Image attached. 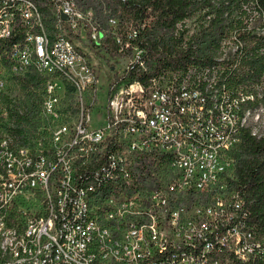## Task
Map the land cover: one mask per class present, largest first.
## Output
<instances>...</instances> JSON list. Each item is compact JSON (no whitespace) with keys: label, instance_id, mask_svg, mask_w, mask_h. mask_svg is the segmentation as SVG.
Listing matches in <instances>:
<instances>
[{"label":"built area","instance_id":"built-area-1","mask_svg":"<svg viewBox=\"0 0 264 264\" xmlns=\"http://www.w3.org/2000/svg\"><path fill=\"white\" fill-rule=\"evenodd\" d=\"M50 1L49 23L34 0L0 7V45L18 36L0 51V241L10 243L0 256L24 249L35 264H264V232L232 180L231 150L242 130L263 136L250 115L229 95L222 132L203 131V114H196V106L204 112L203 77L149 73L146 50L134 43L139 27L123 28L115 17L102 26L80 0ZM87 30L94 43L113 35L128 55L124 71L135 69L144 80L103 83L77 44ZM32 37L41 38L39 56L30 54ZM31 77L41 98L38 126L26 135L12 128L1 101L12 79ZM83 172L98 173L91 189H81ZM82 193L95 208L82 204ZM114 195H127L126 205L114 206ZM63 230L69 238H61Z\"/></svg>","mask_w":264,"mask_h":264},{"label":"trees","instance_id":"trees-1","mask_svg":"<svg viewBox=\"0 0 264 264\" xmlns=\"http://www.w3.org/2000/svg\"><path fill=\"white\" fill-rule=\"evenodd\" d=\"M34 1L49 23L54 2ZM3 3L0 0V7ZM80 5L85 11L92 10L102 26H108L109 18L115 17L123 28L139 27L134 43L146 50L149 73H209L212 90L224 88L226 93L240 98L252 94L254 100L243 105L253 108L264 101V0H80ZM183 21L190 27L177 26ZM17 39L18 36L2 42L0 51ZM95 46L98 53L100 49L106 54L118 52L109 33ZM0 57L5 64L4 57ZM138 73L135 69L115 73L113 81H143V75ZM14 84L20 91L14 98L7 96L5 103L14 121L12 128L28 135L38 126V82L35 77L15 78ZM231 154L233 183L249 204L251 221L264 232V134L257 137L250 128H244Z\"/></svg>","mask_w":264,"mask_h":264},{"label":"bare ground","instance_id":"bare-ground-1","mask_svg":"<svg viewBox=\"0 0 264 264\" xmlns=\"http://www.w3.org/2000/svg\"><path fill=\"white\" fill-rule=\"evenodd\" d=\"M17 4H25V0H16ZM53 11L55 14V2ZM41 52V38L32 37L30 44L31 56H39ZM5 66L0 57V67ZM13 66H21V57L13 56ZM199 77H203V84L205 90L203 93L204 112L203 106H196V114H203V131H210L213 129L215 132H222V123L219 118H222L221 105L226 104V100L230 94L226 93L224 88L212 90L214 84L212 80L206 76L209 73H197ZM9 94V93H7ZM232 96V95H231ZM5 100V93L2 96L1 108H7ZM236 100V107H243L244 115H252V111L248 105H243L242 98L234 95ZM95 101V100H93ZM247 104V103H246ZM258 116H254V120H258ZM254 122V121H253ZM255 123V122H254ZM254 131V130H253ZM255 132V131H254ZM5 143H0V159L4 158ZM98 181V173L96 172H83L81 180V189H91L92 182ZM104 196H111V189H104ZM127 203V195H114V206H123ZM82 204L88 205V208H95V201H90L89 193H82ZM104 213H112V206H104ZM104 228H111V220H104ZM70 230L61 231V238H69ZM10 250V243H3L0 241V252ZM56 251H63V244H56ZM56 251H49V259H56ZM0 264H35L34 257L31 254H26L24 249H17L14 253H7L6 256H0ZM246 264V263H239Z\"/></svg>","mask_w":264,"mask_h":264},{"label":"rangeland","instance_id":"rangeland-1","mask_svg":"<svg viewBox=\"0 0 264 264\" xmlns=\"http://www.w3.org/2000/svg\"><path fill=\"white\" fill-rule=\"evenodd\" d=\"M83 36L84 37L79 36L80 40H78L77 44L86 53V57L89 59L95 73H98V75L103 79V83L106 79H112L115 73H122L126 69V65L128 63L127 54L119 52H116L115 54H106L104 49H100L98 53V47H96L95 43L91 41L88 30L83 31ZM81 41H83L85 46ZM4 73L10 72L5 71ZM19 91V86L15 85L14 80L12 79V83L10 84V93H5V97L9 96V98L11 99L13 98V96H16ZM92 107H100V100H92ZM249 108L252 111L250 122H255H253V130L255 132L264 134V101H262L256 108H253L251 106H249ZM259 109H261V112H259ZM258 115V120H254V116Z\"/></svg>","mask_w":264,"mask_h":264},{"label":"water","instance_id":"water-1","mask_svg":"<svg viewBox=\"0 0 264 264\" xmlns=\"http://www.w3.org/2000/svg\"><path fill=\"white\" fill-rule=\"evenodd\" d=\"M63 19H67V15L66 14H62Z\"/></svg>","mask_w":264,"mask_h":264}]
</instances>
